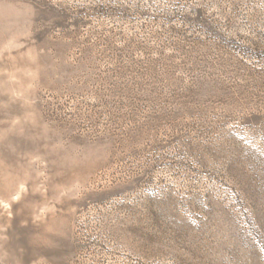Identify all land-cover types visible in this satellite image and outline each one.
I'll use <instances>...</instances> for the list:
<instances>
[{
  "label": "rangeland",
  "instance_id": "1",
  "mask_svg": "<svg viewBox=\"0 0 264 264\" xmlns=\"http://www.w3.org/2000/svg\"><path fill=\"white\" fill-rule=\"evenodd\" d=\"M0 264H264V0H0Z\"/></svg>",
  "mask_w": 264,
  "mask_h": 264
}]
</instances>
